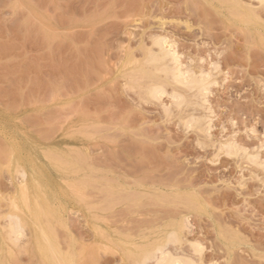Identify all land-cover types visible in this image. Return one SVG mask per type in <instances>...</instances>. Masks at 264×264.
I'll list each match as a JSON object with an SVG mask.
<instances>
[{
	"label": "rangeland",
	"instance_id": "obj_1",
	"mask_svg": "<svg viewBox=\"0 0 264 264\" xmlns=\"http://www.w3.org/2000/svg\"><path fill=\"white\" fill-rule=\"evenodd\" d=\"M156 40L204 98L145 65ZM18 163L57 212L47 258L33 223L3 242ZM173 233L175 258L264 264V4L0 0V264H137Z\"/></svg>",
	"mask_w": 264,
	"mask_h": 264
},
{
	"label": "bare ground",
	"instance_id": "obj_2",
	"mask_svg": "<svg viewBox=\"0 0 264 264\" xmlns=\"http://www.w3.org/2000/svg\"><path fill=\"white\" fill-rule=\"evenodd\" d=\"M260 4H264V0H257ZM262 6V5H261ZM157 48H158V52H155L152 50H149L147 52V56L145 57L146 60H144L146 62V66H151V68L154 70L153 72L155 73H159L160 75L165 76L166 78H169L173 81V83L175 82V84H179L182 85L184 88H186L187 90H194L197 91V93H195V95H205V92L208 89V83L207 80L203 77H191L189 76V74L185 77H182V68H180L181 65H179V62L177 61V59L174 57V54H172L170 52V50L168 49V46H166V43L163 42L162 40H156L154 43ZM132 63V62H131ZM144 65V64H143ZM142 68V65L140 66ZM140 67H136L137 70ZM144 67V66H143ZM140 68V69H141ZM139 69V70H140ZM144 69H149V68H145ZM142 70V69H141ZM140 70V71H141ZM145 71V72H146ZM138 72V71H137ZM144 71L142 70V73ZM144 72V75L146 74ZM140 74V73H138ZM136 73V75H138ZM198 74V73H197ZM200 74V73H199ZM194 75V74H193ZM202 75V74H201ZM134 76V75H133ZM142 78L143 74L140 75ZM155 76V75H154ZM204 76V75H202ZM206 76V75H205ZM139 77V76H138ZM164 77V78H165ZM162 78V76H161ZM210 78V77H209ZM208 79V78H207ZM139 80V79H137ZM134 81V80H133ZM142 81V80H141ZM139 82V81H137ZM153 82V81H152ZM156 83V82H154ZM148 84V83H147ZM149 85V84H148ZM156 86V85H154ZM152 87V86H151ZM161 88V87H160ZM162 89V88H161ZM148 90V89H147ZM145 91V90H144ZM159 88L158 87H154L152 89H150L147 92L144 93H148L149 92V96H152L153 98H157L159 97ZM163 94V93H161ZM147 95V94H146ZM187 95V94H186ZM196 97V96H195ZM203 97V96H202ZM154 98V99H155ZM197 98H199L197 96ZM204 98V97H203ZM158 99V98H157ZM179 100L182 98H178ZM177 99V100H178ZM176 100V101H177ZM205 100V99H204ZM183 102L186 101H181L177 102L183 105ZM176 105V104H175ZM178 105V106H179ZM167 111V110H166ZM168 112V111H167ZM196 123V122H193ZM186 125V124H185ZM202 125V124H201ZM192 125L188 126L191 127ZM187 127V126H186ZM205 128V127H204ZM226 147V146H225ZM223 148V147H222ZM221 148V149H222ZM234 148V147H232ZM236 150V149H235ZM225 152V150H224ZM229 153H231L230 149L228 151ZM227 153V152H226ZM19 154V153H18ZM232 154V153H231ZM17 155V154H16ZM230 155V154H229ZM46 156V154H45ZM48 156V155H47ZM13 158V156H12ZM26 158V157H25ZM51 158V157H50ZM53 160H51V163L54 164V158H52ZM16 161V159H15ZM18 161H20V159H18ZM13 162V161H12ZM17 162V161H16ZM21 162V161H20ZM32 162V160H31ZM10 164V162H9ZM12 164V163H11ZM58 167L62 168L61 166H63V162H59V163H55ZM18 167L16 169L17 173L21 175V178H23L22 183H19V187H18V191H17V196H19V198L17 197L18 202L16 200V202H13L12 208L13 211L11 214H8L7 216H5L6 219V225H5V240L3 242L7 243V246H9L10 248L12 247H16L19 246V242L21 240V236L24 234V229L26 228L27 224L33 223L37 228L36 234H35V245L36 248L39 252V254L41 255V257L43 258H47L50 254L54 255L53 253L57 252L55 251V243H57L56 241H54L53 237H54V233L50 228H53L52 226L50 227V221L54 220L56 218V213L54 211V209L52 208L51 204L44 199L43 197L41 198L40 195H36L37 192V187L34 190L33 186L31 187V185L28 183V181H26V171L23 168V166H21L19 163L17 164ZM32 165V164H31ZM35 166V165H34ZM15 167V166H14ZM58 167V168H59ZM64 167V166H63ZM36 168V167H35ZM59 168V169H60ZM65 168V167H64ZM63 168V169H64ZM37 169V168H36ZM14 173V172H13ZM29 174V173H28ZM30 178V177H29ZM41 179V178H40ZM31 180V178H30ZM43 180V179H42ZM33 181V180H32ZM31 181V182H32ZM34 182V181H33ZM32 182V183H33ZM44 183V182H43ZM36 185V184H35ZM38 185V184H37ZM45 185V184H44ZM41 188V187H40ZM48 188V187H47ZM47 190V189H46ZM45 191V190H44ZM47 193V192H46ZM50 194V193H49ZM42 195V194H41ZM44 195V193H43ZM46 195V194H45ZM44 195V196H45ZM46 197V196H45ZM47 198V197H46ZM49 198V197H48ZM56 198V197H55ZM50 199V198H49ZM52 200V199H51ZM53 201V200H52ZM57 201V199H56ZM51 202V201H50ZM58 203V202H57ZM59 205V204H58ZM55 206V205H54ZM57 208V207H56ZM18 211V212H17ZM63 211V210H61ZM22 215H19L21 213ZM19 213V214H18ZM60 214V213H59ZM61 224V223H60ZM186 227V226H185ZM34 228V229H36ZM35 231V230H34ZM35 233V232H34ZM177 234V233H176ZM176 234H169L167 236V241L165 240V243L160 244V245H156L155 247H152L151 249H147V250H143L139 256V260L138 263L139 264H148L147 262L150 261V259H154L157 258V262L158 264H196L193 260L189 259V258H175V255H170V253H167L164 249L165 246H168L167 244L169 243H173V245L179 243L176 239ZM179 235V234H178ZM98 237V235H97ZM179 237V236H178ZM181 238V236H180ZM176 242V243H175ZM181 242V241H180ZM101 243V242H100ZM5 244V243H4ZM59 245V244H58ZM178 245V244H177ZM172 246V245H171ZM3 247V246H2ZM5 247V245H4ZM3 247V248H4ZM131 247V246H130ZM7 248V247H6ZM196 248V247H195ZM194 248V249H195ZM199 248V247H198ZM6 251V249H5ZM201 251V248H200ZM198 251V249H195V252L198 253L200 252ZM6 253V252H5ZM172 253V252H171ZM51 255V256H52ZM69 255V254H68ZM62 256L63 259V264H74V260L72 262V259L69 256ZM132 255V254H131ZM201 255V254H200ZM7 256V255H6ZM160 256V257H157ZM177 256V255H176ZM59 257V256H58ZM75 257V256H74ZM76 260V259H75ZM137 263V264H138ZM2 264V263H1ZM157 264V263H156Z\"/></svg>",
	"mask_w": 264,
	"mask_h": 264
}]
</instances>
